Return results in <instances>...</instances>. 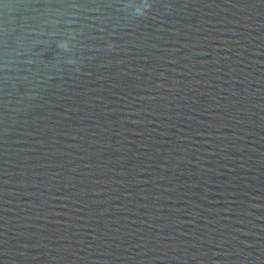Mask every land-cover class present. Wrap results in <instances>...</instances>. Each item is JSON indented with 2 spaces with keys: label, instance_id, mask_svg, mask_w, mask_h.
<instances>
[{
  "label": "water",
  "instance_id": "water-1",
  "mask_svg": "<svg viewBox=\"0 0 264 264\" xmlns=\"http://www.w3.org/2000/svg\"><path fill=\"white\" fill-rule=\"evenodd\" d=\"M0 264H264V0H0Z\"/></svg>",
  "mask_w": 264,
  "mask_h": 264
}]
</instances>
